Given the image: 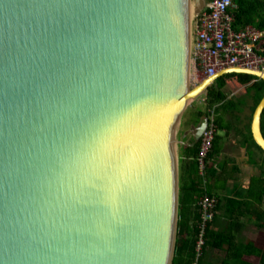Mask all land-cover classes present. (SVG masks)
Returning a JSON list of instances; mask_svg holds the SVG:
<instances>
[{"label": "water", "instance_id": "water-1", "mask_svg": "<svg viewBox=\"0 0 264 264\" xmlns=\"http://www.w3.org/2000/svg\"><path fill=\"white\" fill-rule=\"evenodd\" d=\"M191 4L0 0V264H172L186 109L227 74L264 81L191 88Z\"/></svg>", "mask_w": 264, "mask_h": 264}, {"label": "trees", "instance_id": "trees-1", "mask_svg": "<svg viewBox=\"0 0 264 264\" xmlns=\"http://www.w3.org/2000/svg\"><path fill=\"white\" fill-rule=\"evenodd\" d=\"M236 3L234 26L239 28L252 24L264 31V0H236ZM241 87H245V96L237 99L227 94L228 88L238 90ZM250 97H254L255 112L264 98V81L249 74H227L218 78L202 96L205 109L197 113L198 117L207 116L213 111L217 130L229 129L230 123L223 122L220 115L240 111ZM262 126L264 131V114ZM249 139L251 163L257 164L254 156L257 152L264 161V150L252 135ZM200 144L199 141L185 148L179 156V213L172 264L194 262L200 220L198 201L203 193L216 196L218 201L216 215L206 229L207 242L200 264H264V173L253 176L247 187H236L241 189L234 196L220 198L217 191L227 187L225 182L222 183L221 172L212 164L221 152L220 137L215 135L203 171L199 169L197 161ZM249 221H255L258 226L259 239L240 242L238 235L246 229ZM208 254L216 256L214 262L207 259Z\"/></svg>", "mask_w": 264, "mask_h": 264}, {"label": "built area", "instance_id": "built-area-1", "mask_svg": "<svg viewBox=\"0 0 264 264\" xmlns=\"http://www.w3.org/2000/svg\"><path fill=\"white\" fill-rule=\"evenodd\" d=\"M236 10V0H206L205 7L192 15V83L199 84L202 79L232 67L264 72V31L252 24L236 28ZM207 118L208 125L200 139L197 157L201 171L205 168V160L217 134L214 112ZM217 201L216 196L207 193H203L198 201L200 220L193 264H200L203 257L207 242L206 229L216 215Z\"/></svg>", "mask_w": 264, "mask_h": 264}, {"label": "crops", "instance_id": "crops-1", "mask_svg": "<svg viewBox=\"0 0 264 264\" xmlns=\"http://www.w3.org/2000/svg\"><path fill=\"white\" fill-rule=\"evenodd\" d=\"M245 87L238 88L237 93H231L230 97H243L246 92L243 91ZM243 91V92H242ZM253 102L251 104L250 102ZM255 106L254 97H250L247 100V103L240 111L222 113L220 117L223 122L230 123V128L225 129V136H220L221 140V152L217 159L213 161V167L218 169L221 172L222 183L225 182L227 188H219L217 194L220 198L226 196H234V193L241 188L236 187H247L253 176L261 175L264 173V161L261 158L260 153H254L256 163H251V153L249 150L250 136L252 135V115L250 108L253 112V107ZM237 116L239 122H234L230 120V117ZM235 116V117H236ZM184 120L181 121L180 130H179V156L184 151L185 148L192 146L191 145V127L193 122H189L188 126H184ZM191 124V126H190ZM251 124V126H250ZM217 130V134H218ZM253 136V135H252ZM253 153V152H252ZM245 189V188H244ZM264 208V203H263ZM248 224L255 225L256 234H250L249 237H242L245 241H256L259 239L260 231L258 226L255 224V221H249ZM242 233V232H241ZM241 233L239 235H241ZM247 236L249 235L246 232ZM256 235V236H254ZM242 236V235H241ZM216 256L208 254L207 259L210 262L215 261ZM256 263H259L258 260H254Z\"/></svg>", "mask_w": 264, "mask_h": 264}, {"label": "rangeland", "instance_id": "rangeland-1", "mask_svg": "<svg viewBox=\"0 0 264 264\" xmlns=\"http://www.w3.org/2000/svg\"><path fill=\"white\" fill-rule=\"evenodd\" d=\"M192 3H194V0H192ZM196 85L197 84L191 82V88H193ZM231 93H237V95H238V90L237 89L235 90V88H233V89L232 88H228L227 89V94L230 96ZM203 99L204 98L200 97L198 100H196L193 103L189 104L188 108L186 109L185 115H184V117L182 119V120H184V124H183L184 126H188L189 122H193L192 125L198 124L200 118L198 117V114L197 113L199 111L205 109V104L203 102ZM250 103L253 104L252 101ZM250 112H251L250 115L253 116L254 112H252V109L251 108H250ZM235 116L233 115L232 117H230V120H232L234 122H239L238 119H236L237 116L236 117ZM190 126H191V124H190ZM217 135L225 136V131L219 130ZM178 154H179V147H178ZM254 228H255V225L248 224L246 226V229L242 230V233H241L242 236L241 235H238V240L240 242H244V238L245 237L251 236L250 234H256V231H255ZM246 232L249 234L248 236H247ZM254 236H256V235H254ZM242 237H244V238H242Z\"/></svg>", "mask_w": 264, "mask_h": 264}, {"label": "bare ground", "instance_id": "bare-ground-1", "mask_svg": "<svg viewBox=\"0 0 264 264\" xmlns=\"http://www.w3.org/2000/svg\"><path fill=\"white\" fill-rule=\"evenodd\" d=\"M194 6H193V3L191 4V6H190V16H191V18H192V15L194 14Z\"/></svg>", "mask_w": 264, "mask_h": 264}]
</instances>
